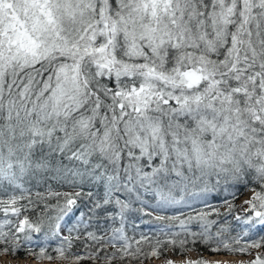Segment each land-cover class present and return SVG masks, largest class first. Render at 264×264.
<instances>
[{"label":"snow or ice","instance_id":"6c2138e0","mask_svg":"<svg viewBox=\"0 0 264 264\" xmlns=\"http://www.w3.org/2000/svg\"><path fill=\"white\" fill-rule=\"evenodd\" d=\"M258 229L264 0H0V255L233 264Z\"/></svg>","mask_w":264,"mask_h":264},{"label":"trees","instance_id":"16d2710c","mask_svg":"<svg viewBox=\"0 0 264 264\" xmlns=\"http://www.w3.org/2000/svg\"><path fill=\"white\" fill-rule=\"evenodd\" d=\"M247 190H248L247 187H245L244 185H240V186L238 187V194H237V197L235 198L234 201H232V202L234 203L235 207H234L233 214H232V216L229 217V219L232 220L233 223H235L234 216H235L236 214H239V212H240V206H239L238 202H239V200L244 196V194H245V192H246ZM41 191H43V189H41ZM229 191H231V189H229ZM225 197H226V193L223 192V191H221L220 194H219V195H216V196L212 199V201H211L212 204L216 205V206L219 208V211H220L221 214H224V213L227 212V210H228L227 205H224V204H223V199H224ZM35 198H36V197L33 196V199H35ZM227 198H228L229 200H232V197H231V196H227ZM29 215H30V216H34V214H32V213H29ZM241 215H243V214H241ZM213 218H215V217H213ZM222 218H223V215L221 216V219H222ZM133 219H134L137 223H140V228L137 229V230H136V233H135L137 237L140 235L141 232H143L144 234H147V235H149V236H152L154 233H157L159 227L162 226V225L159 224L158 222H154V223L151 224V225L146 224V223H143V222L140 220V215H139V213H136L135 216L133 217ZM148 219H151V217H147V216L144 217V220H148ZM258 233H259V234H264V229H258ZM129 235H132L131 222H130V224H129ZM161 239H163V236H161ZM79 246H80L79 241H77V242H76V247H74L73 250H74V251L77 250V249L79 248ZM143 247H144V250H145V251L148 250L147 244L143 245ZM260 249H263V250H264V248H260ZM254 250H259V249H251V250H250L251 253H252ZM49 251H51V249H49ZM168 254H173V253H172L171 251H169V252L167 253V256H168ZM259 254L262 255V256H264V253H262V252H259ZM0 256H2V255H0ZM247 256H248V255H247ZM162 257H163V256H162ZM254 259H255V258H254ZM254 259H253V260H254ZM150 260H152V259L144 260L143 263H146V262H148V261H150ZM253 260H250V261H248V262H251V261H253ZM39 261H45V260H39ZM53 262H55V261H53ZM58 262H60V261H58ZM82 264H88V262H87V261H84V262H82ZM117 264H120V262H117ZM124 264H128V261H125ZM131 264H140V261H139V260H132V261H131Z\"/></svg>","mask_w":264,"mask_h":264},{"label":"rangeland","instance_id":"374dc122","mask_svg":"<svg viewBox=\"0 0 264 264\" xmlns=\"http://www.w3.org/2000/svg\"><path fill=\"white\" fill-rule=\"evenodd\" d=\"M252 195H253V193L248 189L245 192L244 196L239 200V202H238V204L240 206L239 214H243L244 207H245L244 201L250 199ZM259 252L264 253V250L263 249L254 250L252 252V254L248 255V256H227V257H216V258L226 259V260L232 261L233 264H236V262L240 261V260H243L245 262L253 260L255 258V256L257 255V253H259ZM187 256H188V258L195 260L198 258V253L195 251L188 252ZM167 258L179 261L183 257H178V256H174L173 254H168ZM205 258H209L207 256V254H205ZM164 261H165V258L161 257L160 259H152V260H150L146 263H143V264H164ZM0 264H18V262L16 260H14L10 255H2V256H0ZM27 264H49V262L48 261H33V260L29 259ZM51 264H63V262L55 261V262H51Z\"/></svg>","mask_w":264,"mask_h":264},{"label":"water","instance_id":"95a60500","mask_svg":"<svg viewBox=\"0 0 264 264\" xmlns=\"http://www.w3.org/2000/svg\"><path fill=\"white\" fill-rule=\"evenodd\" d=\"M31 260V258H29Z\"/></svg>","mask_w":264,"mask_h":264}]
</instances>
